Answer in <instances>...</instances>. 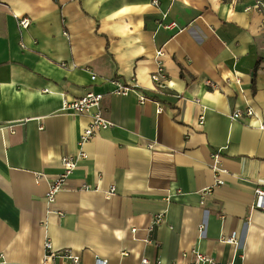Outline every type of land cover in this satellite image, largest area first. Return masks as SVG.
<instances>
[{
	"label": "crops",
	"instance_id": "0c3cea01",
	"mask_svg": "<svg viewBox=\"0 0 264 264\" xmlns=\"http://www.w3.org/2000/svg\"><path fill=\"white\" fill-rule=\"evenodd\" d=\"M253 4L0 0V264H44L47 240L83 264H188L195 251L264 264V212L252 208L264 187V24ZM158 51L163 88L152 80ZM114 81L135 89L118 95ZM89 92L115 126L84 146L48 202L90 121L63 105ZM247 108L253 117L231 118ZM215 153L225 183L203 194ZM233 235L239 246L223 242Z\"/></svg>",
	"mask_w": 264,
	"mask_h": 264
},
{
	"label": "built area",
	"instance_id": "2783aa9c",
	"mask_svg": "<svg viewBox=\"0 0 264 264\" xmlns=\"http://www.w3.org/2000/svg\"><path fill=\"white\" fill-rule=\"evenodd\" d=\"M156 4V1H155ZM247 12H256L258 13L264 24V0H254V4L248 6L246 8ZM19 25L22 28H28L31 24L29 18L20 17ZM176 24L167 25V28H174ZM163 56L162 51H158L156 54L157 60V72L152 75V80L155 83L156 88L165 87V71L163 62L161 61V57ZM92 79H96V76H92ZM114 84L118 88L117 94L126 96L129 92L135 89V86L124 85L121 82L114 81ZM209 85H213L208 82ZM103 99L102 94H98L95 92H89L85 96H82L78 99L65 102L63 105V111L72 115H81L88 114L90 115V121L88 126L82 132L78 146L80 151L76 155H65L61 159L62 163V173L54 178L51 182V186L49 192L47 193L46 199L48 202H54L57 194L64 189V186L70 176L73 174L78 164L86 158V153L84 151V146L88 144L93 138H95L101 131L111 129L115 126V123L105 118L103 112L101 110V102ZM146 98L141 95L140 101H145ZM159 111H162V107L159 108ZM254 116V111L252 108H247L244 112L237 111L233 113L231 118L233 120H237L241 117L251 118ZM260 129L264 130V124H261ZM152 147V146H150ZM212 168L216 173L215 185L214 187L206 188L203 191V194H209L215 187L224 185V180L221 178V175L224 173V170L221 167V157L219 153H215L212 156ZM41 176L37 177V180H40ZM115 191L114 188H111V192L108 195ZM253 209L260 210L264 212V187H257L255 189V198L253 202ZM164 222V216L159 214L155 215L152 224L148 228V232L152 233L156 226H159ZM205 226H201V231L204 230ZM132 233H135L137 230L132 229ZM223 242L229 243L235 246H239V242L236 236L223 237ZM147 243H155L153 240H146ZM45 256H44V264H83L82 258L79 254L74 252L72 249L66 248L63 250H55L53 247V243L50 240H47L45 243ZM59 261V262H58ZM95 264H109L108 260L96 257ZM141 264H162L161 261L152 262L148 258H143ZM188 264H219L218 261L210 256L205 254H201L198 252H194V259L192 262Z\"/></svg>",
	"mask_w": 264,
	"mask_h": 264
}]
</instances>
